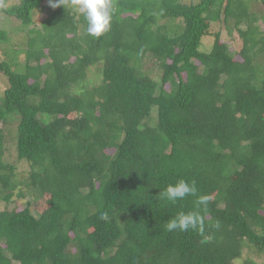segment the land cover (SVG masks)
<instances>
[{
  "label": "trees",
  "instance_id": "trees-1",
  "mask_svg": "<svg viewBox=\"0 0 264 264\" xmlns=\"http://www.w3.org/2000/svg\"><path fill=\"white\" fill-rule=\"evenodd\" d=\"M9 1L26 39L0 30V264H264V0H112L99 39L71 8ZM179 179L207 210L158 198ZM180 211L203 231H167Z\"/></svg>",
  "mask_w": 264,
  "mask_h": 264
},
{
  "label": "clouds",
  "instance_id": "clouds-1",
  "mask_svg": "<svg viewBox=\"0 0 264 264\" xmlns=\"http://www.w3.org/2000/svg\"><path fill=\"white\" fill-rule=\"evenodd\" d=\"M5 6L4 0H0V7ZM49 7L52 9L68 7L81 14L86 21V31L90 37L99 39L110 30L113 19L112 0H49ZM197 192L195 181L189 182L185 179H179L160 191L158 198L176 204L188 196H197ZM195 203L198 208L202 206L204 210H207L209 197L206 195L197 196ZM107 218V213H102L101 219L107 220ZM165 227L169 232L176 230L180 232L203 231L204 217L199 211H180L166 222ZM216 227L219 228L220 224L217 223Z\"/></svg>",
  "mask_w": 264,
  "mask_h": 264
},
{
  "label": "rangeland",
  "instance_id": "rangeland-1",
  "mask_svg": "<svg viewBox=\"0 0 264 264\" xmlns=\"http://www.w3.org/2000/svg\"><path fill=\"white\" fill-rule=\"evenodd\" d=\"M189 1V0H186ZM191 1V0H190ZM17 1L16 0H11L7 3V6L13 5L15 4ZM253 13L257 14V15H262L263 14V10L259 5H254L253 9H252ZM44 17L43 15H40L38 17L35 18V21L38 23L40 20H42ZM231 26V24H230ZM259 27L261 29H264V25L259 23ZM0 30L5 31L7 33L8 39L11 43V45H13L16 49H19L20 46L22 45V42L24 39H26V33L22 30L21 24L19 21H17L15 18H11V17H7L4 14H0ZM220 31L221 36H222V40L227 42L231 51L232 50H237L238 47L240 46V42L238 40V37L236 35L235 32L232 33V35L230 37L226 36V30L221 27V25L218 24H212L211 26V32H218ZM212 38L205 36L202 39L201 42V47L200 50L207 52L210 50L211 46H212ZM9 49H6L4 51H8ZM0 58L2 59H8L5 58L2 50L0 49ZM20 61L24 60V55L20 54L18 56ZM7 86V82L6 79L4 77L0 76V93L5 89V87ZM109 153H112L111 151H109ZM14 158V148L11 147L10 143L7 144V149H6V159H8L9 161H11V159ZM19 169L17 171H19V173L21 171L24 170V172L27 170V166L24 164H19ZM23 190V188H19V191ZM24 191V190H23ZM31 200V196L28 193L24 194V200L18 199L15 197V201L14 203L9 205V209H12L14 207H17V209H22L23 205L25 202H29ZM5 204L0 202V211L4 208ZM251 259L252 261L256 262V263H261L262 262V256H256L254 252H249L247 250H245L244 254L242 255V258L240 260H237L236 263H240L241 261H243L244 259Z\"/></svg>",
  "mask_w": 264,
  "mask_h": 264
}]
</instances>
